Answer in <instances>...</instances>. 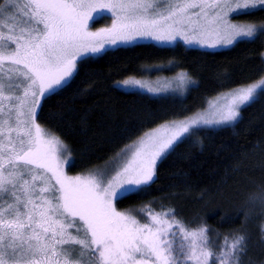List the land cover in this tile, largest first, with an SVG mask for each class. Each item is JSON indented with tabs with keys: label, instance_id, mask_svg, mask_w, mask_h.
I'll use <instances>...</instances> for the list:
<instances>
[{
	"label": "snow or ice",
	"instance_id": "obj_1",
	"mask_svg": "<svg viewBox=\"0 0 264 264\" xmlns=\"http://www.w3.org/2000/svg\"><path fill=\"white\" fill-rule=\"evenodd\" d=\"M257 10L264 0H0V264H257L246 225L257 221L264 245V180L245 198L244 226L227 234L173 207L146 205L137 215L117 201L147 191L178 143L236 124L264 78L145 132L112 170L69 175L73 149L41 123L47 101L109 47L144 38L209 49L254 42L264 24L233 21ZM103 18L110 26L93 30ZM181 81L195 83L187 74Z\"/></svg>",
	"mask_w": 264,
	"mask_h": 264
},
{
	"label": "trees",
	"instance_id": "obj_2",
	"mask_svg": "<svg viewBox=\"0 0 264 264\" xmlns=\"http://www.w3.org/2000/svg\"><path fill=\"white\" fill-rule=\"evenodd\" d=\"M235 21L264 24V11L238 16ZM109 22L103 18L94 27ZM252 40L223 51L180 44L117 45L79 67L72 87L49 99L41 116L42 126L73 149L68 174L114 169L145 132L167 120L195 115L228 91L260 81L264 78V36ZM179 73L195 81L183 96L154 97L117 87L125 80L153 81ZM262 180L264 98L259 93L251 106L242 108L236 124L202 131L174 146L158 161L151 187L119 199L117 207L136 212L146 205L157 211L162 205L173 207L183 219L227 234L244 226L240 213L245 198ZM246 228L253 237L248 256L262 264L264 245L259 243L257 221H250Z\"/></svg>",
	"mask_w": 264,
	"mask_h": 264
},
{
	"label": "rangeland",
	"instance_id": "obj_3",
	"mask_svg": "<svg viewBox=\"0 0 264 264\" xmlns=\"http://www.w3.org/2000/svg\"><path fill=\"white\" fill-rule=\"evenodd\" d=\"M98 20H100V19H98ZM233 22L241 23V22H238V21H235V20ZM110 23H111V21L109 22V24L107 26L106 25L100 26V27H94L93 26V30H98L100 28L108 27V26H110ZM257 36H259V35H257ZM254 38L255 37H253L252 39H254ZM143 43H151V44H154V45L159 46V47H174V46L180 44V45H183V46H185L187 48H194V49H199V50H203V51H223V50L230 49V48H232L234 46V45H229V46L218 47L216 49H209V48H202V47H200L198 45H187L182 40H177L173 44H161V43H158V42H156V41H154L152 39H148V38L139 39L136 42H133L131 44H118V45H134V44H143ZM111 47H113V46H111ZM182 74H184V73H179L176 76L171 77V78L157 79V80H153V81L134 79V80L141 81L145 85V87H140L139 85H134V84L125 85L124 82L118 83L117 87L120 90H123V91H136V92H140L142 94H147V95L154 96V97L165 96V95L183 96L184 94H186L188 89L194 85V83H190L188 81H183L182 82L181 81V75ZM256 83H259V81L256 82ZM149 87L154 89V91H152V92L148 91ZM263 91H264V89H258L257 96L259 95V93H261ZM228 92H230V91H228ZM227 93H225V94L219 96L218 98H216L215 100L209 102V104L206 107V109L202 110V111H200L198 113L207 111L209 109V105L212 104V103L223 104L225 102L224 99H223V96L226 95ZM257 96H256V98H257ZM242 108H244V107H242ZM214 128H219V127H214ZM67 159H68V164L66 165V171H67V167H68V165L70 163V160H71L70 156H68ZM111 169H112V166H110L109 169H107V170H111ZM134 214L142 215L139 212H135Z\"/></svg>",
	"mask_w": 264,
	"mask_h": 264
}]
</instances>
